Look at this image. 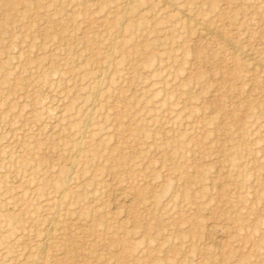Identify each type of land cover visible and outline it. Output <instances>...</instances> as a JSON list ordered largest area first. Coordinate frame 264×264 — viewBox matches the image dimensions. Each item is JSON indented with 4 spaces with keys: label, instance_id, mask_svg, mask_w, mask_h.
I'll use <instances>...</instances> for the list:
<instances>
[{
    "label": "rangeland",
    "instance_id": "obj_1",
    "mask_svg": "<svg viewBox=\"0 0 264 264\" xmlns=\"http://www.w3.org/2000/svg\"><path fill=\"white\" fill-rule=\"evenodd\" d=\"M0 264H264V0H0Z\"/></svg>",
    "mask_w": 264,
    "mask_h": 264
},
{
    "label": "bare ground",
    "instance_id": "obj_2",
    "mask_svg": "<svg viewBox=\"0 0 264 264\" xmlns=\"http://www.w3.org/2000/svg\"><path fill=\"white\" fill-rule=\"evenodd\" d=\"M168 4V3H167ZM165 6V5H164ZM185 15V14H184ZM194 19V18H193ZM196 23V22H195ZM197 25V24H196ZM206 29V28H205ZM212 34V33H211ZM222 40V39H221ZM228 41V40H227ZM235 47V46H234ZM232 48V47H231ZM243 55V54H242Z\"/></svg>",
    "mask_w": 264,
    "mask_h": 264
}]
</instances>
